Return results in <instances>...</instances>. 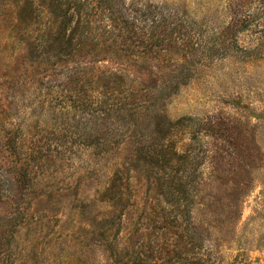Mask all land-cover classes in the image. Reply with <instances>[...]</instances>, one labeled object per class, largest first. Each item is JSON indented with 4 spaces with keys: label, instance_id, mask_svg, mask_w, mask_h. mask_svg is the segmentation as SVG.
Masks as SVG:
<instances>
[{
    "label": "rangeland",
    "instance_id": "obj_1",
    "mask_svg": "<svg viewBox=\"0 0 264 264\" xmlns=\"http://www.w3.org/2000/svg\"><path fill=\"white\" fill-rule=\"evenodd\" d=\"M97 7L0 0V264H264V0Z\"/></svg>",
    "mask_w": 264,
    "mask_h": 264
},
{
    "label": "trees",
    "instance_id": "obj_2",
    "mask_svg": "<svg viewBox=\"0 0 264 264\" xmlns=\"http://www.w3.org/2000/svg\"><path fill=\"white\" fill-rule=\"evenodd\" d=\"M96 5L94 6V0H48L49 4V14L55 20L56 28H50L48 31V47L52 49L57 54L65 56L66 58L72 57L76 52L80 51L86 43L87 40V26L89 23V18L95 14L96 11H93L97 7V1L95 0ZM26 3V2H25ZM134 4H138V1H135ZM28 5L27 3L25 6ZM99 5V4H98ZM98 8V7H97ZM71 9V10H70ZM29 14H32L31 8H28L27 11ZM114 13V21L111 24L113 32L109 29L107 37L102 40V43L106 42V39L111 40V44L117 43V38L121 37V34H125L126 39L129 38L133 42H137L138 45L142 47L151 46L153 34L136 35L133 30L137 27H134V24L129 22L126 17L123 16L121 9L118 11H112ZM135 22L138 21L136 17L132 15L131 17ZM118 30L115 37L111 35L115 30ZM105 33V32H104ZM121 39L119 42H123ZM119 43V44H120ZM117 72H115L116 74ZM108 75L113 82H119L123 84V77L121 75ZM119 74V73H118ZM129 96H124L123 99L128 98Z\"/></svg>",
    "mask_w": 264,
    "mask_h": 264
}]
</instances>
